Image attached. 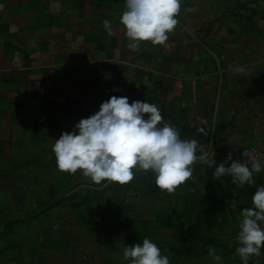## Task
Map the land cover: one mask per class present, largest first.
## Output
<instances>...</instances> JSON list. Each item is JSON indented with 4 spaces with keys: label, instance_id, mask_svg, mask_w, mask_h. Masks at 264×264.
Here are the masks:
<instances>
[{
    "label": "crops",
    "instance_id": "0c3cea01",
    "mask_svg": "<svg viewBox=\"0 0 264 264\" xmlns=\"http://www.w3.org/2000/svg\"><path fill=\"white\" fill-rule=\"evenodd\" d=\"M0 3V264H63L76 252L71 237L102 223L110 181L61 172L52 146L113 95L157 104L217 164L253 146L264 159V0H183L165 44L138 48L119 23L124 0ZM112 84L124 92L108 93ZM213 171L197 162L191 177L237 234L264 172L239 187ZM227 238L225 253L240 259L237 237Z\"/></svg>",
    "mask_w": 264,
    "mask_h": 264
},
{
    "label": "clouds",
    "instance_id": "9594fccd",
    "mask_svg": "<svg viewBox=\"0 0 264 264\" xmlns=\"http://www.w3.org/2000/svg\"><path fill=\"white\" fill-rule=\"evenodd\" d=\"M182 3L183 0H124L119 23L135 48L143 41L164 45L178 24ZM103 26L111 36V20L104 19ZM197 132L208 134L203 127ZM199 144L197 139H182L181 132L165 122L157 104L147 100L130 104L127 96L113 95L101 103L98 111L77 122L72 131L63 132L52 151L61 172L76 174L80 170L96 184H126L134 178V168L151 171L155 183L169 193L192 176V166L197 162L214 169L213 178L229 177L239 187L255 184L254 175L264 172V159L239 162L229 153L224 162L217 164L215 153L197 155ZM237 240L240 246L236 253L242 264L264 254V185L252 195L251 207L242 211ZM208 255L220 264L221 257L215 249L210 248ZM123 258L128 264H170L168 256L162 255L158 245L147 237L142 243L125 247Z\"/></svg>",
    "mask_w": 264,
    "mask_h": 264
},
{
    "label": "rangeland",
    "instance_id": "374dc122",
    "mask_svg": "<svg viewBox=\"0 0 264 264\" xmlns=\"http://www.w3.org/2000/svg\"><path fill=\"white\" fill-rule=\"evenodd\" d=\"M133 172L126 184L110 181L102 223H88L82 235L71 237L76 252L63 264H128L123 249L145 237L158 245L170 264H215L210 248L221 257L220 264H240L236 256L225 253L234 248L227 237L238 233H225L221 210L192 177L169 193L155 183L151 171Z\"/></svg>",
    "mask_w": 264,
    "mask_h": 264
},
{
    "label": "built area",
    "instance_id": "2783aa9c",
    "mask_svg": "<svg viewBox=\"0 0 264 264\" xmlns=\"http://www.w3.org/2000/svg\"><path fill=\"white\" fill-rule=\"evenodd\" d=\"M5 8H6V5L4 3H0V21L3 17ZM107 92L108 93H122L124 91L119 85L112 84L110 87H108ZM248 158L263 159L261 149L257 146L245 147V148L239 149L234 154L235 161L245 162Z\"/></svg>",
    "mask_w": 264,
    "mask_h": 264
},
{
    "label": "trees",
    "instance_id": "16d2710c",
    "mask_svg": "<svg viewBox=\"0 0 264 264\" xmlns=\"http://www.w3.org/2000/svg\"><path fill=\"white\" fill-rule=\"evenodd\" d=\"M62 259L64 258L63 256L61 257ZM64 260V259H63Z\"/></svg>",
    "mask_w": 264,
    "mask_h": 264
}]
</instances>
